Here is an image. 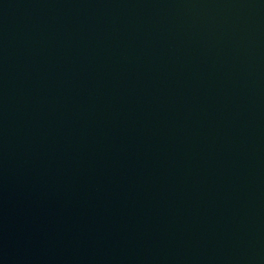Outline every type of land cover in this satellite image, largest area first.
<instances>
[{
	"label": "water",
	"instance_id": "1",
	"mask_svg": "<svg viewBox=\"0 0 264 264\" xmlns=\"http://www.w3.org/2000/svg\"><path fill=\"white\" fill-rule=\"evenodd\" d=\"M0 264H264V0H0Z\"/></svg>",
	"mask_w": 264,
	"mask_h": 264
}]
</instances>
